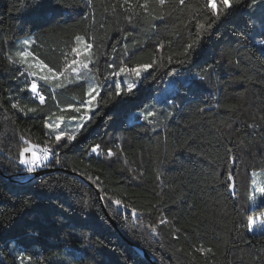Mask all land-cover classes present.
Listing matches in <instances>:
<instances>
[{"label": "trees", "instance_id": "obj_1", "mask_svg": "<svg viewBox=\"0 0 264 264\" xmlns=\"http://www.w3.org/2000/svg\"><path fill=\"white\" fill-rule=\"evenodd\" d=\"M70 2L73 9H62L60 0H0V170L14 175L11 180L0 172V264H20V252L33 257L31 264H152L136 246L158 264H264V231L248 227V217L264 213V196L257 191L264 187V35L246 26L248 9L234 8L202 35L194 64H181L184 45L196 38L190 13L199 9L201 20L210 16L206 0H188L191 7L183 11L174 10L175 0L164 6L149 0L150 15L139 7L144 0H131L140 13L131 23L122 0ZM76 34L93 43L89 70L101 79L110 71L107 65L115 61L118 69L121 59L130 68L153 67L139 79L117 78L122 88L135 81L133 103L105 106L102 98L114 91L108 87L112 81L106 82L95 114L88 113L87 129L46 165L68 171L22 182L28 176H20L27 173L18 164L20 138L50 143L52 130L45 122L81 115L61 110L78 106L87 84L71 77L64 88L45 90L40 105L21 91L23 69L6 58L8 45L33 39L34 55L50 67L62 66L65 53L72 58ZM205 59L216 64L209 80L192 91L180 88L190 79L189 70L197 71L194 65L203 66ZM174 96L176 107L170 108ZM16 102L24 113L11 107ZM149 106L174 114L160 126L137 119ZM32 107L38 111L27 112ZM65 123L66 131L74 125ZM93 144L115 155L92 154ZM229 173L234 189L227 186ZM112 197L124 203L118 207ZM26 200L31 207L24 206ZM161 217L170 223L159 225ZM177 229L178 238L172 235ZM201 246L211 251L198 252Z\"/></svg>", "mask_w": 264, "mask_h": 264}, {"label": "snow or ice", "instance_id": "obj_2", "mask_svg": "<svg viewBox=\"0 0 264 264\" xmlns=\"http://www.w3.org/2000/svg\"><path fill=\"white\" fill-rule=\"evenodd\" d=\"M160 6H164L167 3V0H156ZM177 8L174 10L183 11L185 7H191L188 5V0H175ZM89 6H92L93 0H88ZM149 0H144L142 4H139V7L143 10L145 15H150L149 13ZM244 5L248 9V16L245 21L246 26L255 30L260 29L258 34L264 35V0H206L205 8L210 9V16L205 15L203 20L199 18V9H195L190 13V23L194 25L197 29L196 38L193 39L190 43L184 45V50L180 53L184 58L179 60L181 64H194L193 53L196 52V49L200 46V40L204 33H210L214 27H217L222 23L232 12L234 8L240 5ZM127 5V10L130 12L128 16V22L131 23L133 16H139L140 13L134 11L135 5L131 0H122L121 6ZM60 7L62 9H73L75 6L66 0H60ZM257 10H259V15H257ZM163 17H161L162 19ZM243 34V33H241ZM94 39V38H93ZM35 43L33 39H25L22 41V47L20 50L15 51L14 54H6V58L10 63H17L23 69L20 71L19 76H24V85L21 91H28L30 95L39 102L40 105L45 103L44 91L51 88H64V81L69 80V77L74 76L75 81H83L87 84V88L84 92V98L80 101L79 105L68 104L66 109L61 111L71 110V113H81V115L69 114L67 117L60 115L56 118L54 122H45V127L52 130V138L50 143H46L43 146L40 144H34L30 140L21 137V143L24 145L20 147L18 151V164L23 166V170L29 174H32L36 171L38 167L45 166V162L50 163L51 157L59 156V149L68 148L69 145L77 140L79 135L83 134V130L87 129L89 123H91V117L88 116V113L95 114L94 110L98 107L100 101L98 97L101 96V92L106 86L108 80L112 81V84L108 87L113 90L107 92V96L102 98V102L105 106L108 104L121 105L133 103L134 100L131 97L134 95L133 90L136 88V83L133 80L132 82H126V87L122 88L120 79H117L121 76H132L136 79L141 77V74L147 72L153 67L152 63L147 64H137L135 67H128L127 63L123 59L120 61V66L117 69L116 62L113 61L107 65V68L110 70L106 75H103L101 79L99 76L92 74L89 71V65L93 64V43H89L86 39V35L76 34L74 36L75 46L71 47V59L67 53L64 54L63 65L62 66H49L38 56L34 55L30 51L31 46ZM264 43V41H261ZM125 47V53H127V45ZM159 48H163V43L158 45ZM171 59V58H169ZM198 70L191 71L189 70V78L180 84V88H185V91H192L198 88L202 83H205L209 80L210 76L214 73L216 67L214 63H208L205 59L203 66L199 64L194 65ZM174 75V74H173ZM19 78V77H17ZM179 88L177 89V93ZM120 99H117V98ZM170 108H175V96L172 101L169 102ZM13 109H16L22 113L25 112V109L20 107L19 103H13L11 105ZM38 108L32 107L27 108V112H36ZM204 111V109H200ZM26 114V113H25ZM173 111L169 110L166 114H162L155 106H149L145 108L144 111L137 117V119H144L150 124H157V126L163 125L166 123L167 118L173 115ZM163 115V119H150V118H159ZM85 117H88L86 120ZM68 123L74 122L73 127L70 130H64L61 128L62 124H65V128ZM231 151V150H230ZM90 152L92 154L100 155L104 154L108 157L115 155L111 148L107 149L106 153L101 152L100 144H93L90 147ZM235 159V157H233ZM56 163H60L59 159H56ZM35 177L33 176V180ZM92 179V177H88ZM98 179V178H97ZM229 183L228 188L234 189L235 184L231 182L232 175L229 173ZM31 183V182H29ZM99 186V185H98ZM260 195L264 196V187L257 189ZM107 195V194H106ZM111 202L117 205L118 207L124 202L122 199L117 197L110 198ZM249 199L255 203L256 196L252 195ZM159 203V202H158ZM88 204L87 200L83 201V205L86 207ZM25 207H31V203L26 200L24 201ZM127 207V205H125ZM137 209L131 208V213L136 214ZM264 215V214H262ZM157 223L159 225H166L170 223L166 217H161ZM255 224L254 217H248V227L251 228ZM152 230L156 231L155 225H151ZM179 230H175L172 235L176 237V233ZM38 235V233H36ZM178 238V237H176ZM198 252L204 253L211 251L206 249L203 246L197 249ZM20 264H25V261H28L31 264L33 257L26 256L24 252H20L19 256Z\"/></svg>", "mask_w": 264, "mask_h": 264}, {"label": "water", "instance_id": "obj_3", "mask_svg": "<svg viewBox=\"0 0 264 264\" xmlns=\"http://www.w3.org/2000/svg\"><path fill=\"white\" fill-rule=\"evenodd\" d=\"M57 170H65V171H68L67 169H65V168H61V167H59V166H57V167H46V168H42V169H37V170H36L34 173H32L31 175H30L29 173H21L20 176H26V175L28 176L27 178L22 179L21 181H22V182L29 181V180H31V179L33 178V176L36 177V176H38V175H41V174H44V173H47V172L57 171ZM0 172H1L4 176H6L8 179H11V180L14 179V175L6 174V173L2 172L1 170H0ZM72 173H73L76 177H78V178H80L81 180H83L84 182H86L87 184H89V185H91V186H94L90 181L86 180L82 175H80V174H78V173H76V172H72ZM95 189H96V191H97V194H98V196H99V199H100V201H101V203H102L104 209L106 210L105 203H104V199H103V196H102L101 192L99 191V189H97V188H95ZM107 214H108V216H109V213H107ZM109 218H110L112 224L114 225V227L116 228V230H118V232L121 234V236H122L123 238H125L126 240H128V238H127V237L124 235V233L121 231L120 227H119L118 224L114 221V219H112L110 216H109ZM128 241H129L130 244L134 245V243H133L132 241H130V240H128ZM134 246H135V245H134ZM136 248L140 251V253H141L143 256H145L148 260H150V261L152 262V264H158V263H157V262H156V261L150 256V254H149L146 250H144V249H142V248H140V247H138V246H136Z\"/></svg>", "mask_w": 264, "mask_h": 264}, {"label": "rangeland", "instance_id": "obj_4", "mask_svg": "<svg viewBox=\"0 0 264 264\" xmlns=\"http://www.w3.org/2000/svg\"><path fill=\"white\" fill-rule=\"evenodd\" d=\"M23 40H25V38H20V39H18L15 42L9 43V45H8V54H14L15 51L20 50ZM71 77H74V76H71ZM71 77H69L70 80H71ZM262 214H264V213H262ZM262 214L254 217L255 224L251 227V230L253 232L259 233V232H263L264 231V215H262Z\"/></svg>", "mask_w": 264, "mask_h": 264}, {"label": "built area", "instance_id": "obj_5", "mask_svg": "<svg viewBox=\"0 0 264 264\" xmlns=\"http://www.w3.org/2000/svg\"><path fill=\"white\" fill-rule=\"evenodd\" d=\"M48 164V162H45V166H43V167H38L37 169H42V168H44V167H46V165ZM36 169V170H37ZM31 175V174H30Z\"/></svg>", "mask_w": 264, "mask_h": 264}]
</instances>
